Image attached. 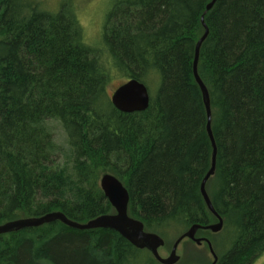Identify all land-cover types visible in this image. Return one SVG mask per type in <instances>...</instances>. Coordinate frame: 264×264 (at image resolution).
<instances>
[{"label":"trees","instance_id":"obj_1","mask_svg":"<svg viewBox=\"0 0 264 264\" xmlns=\"http://www.w3.org/2000/svg\"><path fill=\"white\" fill-rule=\"evenodd\" d=\"M210 1L113 0L95 44L68 0L56 11L0 0V224L114 213L104 173L126 188L128 214L162 238L216 222L199 191L212 154L192 72L203 15L197 72L216 146L205 190L228 232L214 264H251L264 251V0H215L206 10ZM111 72L146 86L145 110L112 105ZM0 264L161 263L116 231L56 220L1 234Z\"/></svg>","mask_w":264,"mask_h":264},{"label":"water","instance_id":"obj_2","mask_svg":"<svg viewBox=\"0 0 264 264\" xmlns=\"http://www.w3.org/2000/svg\"><path fill=\"white\" fill-rule=\"evenodd\" d=\"M214 2L215 0H211L206 5V10H209ZM200 22L203 26V33L195 43L192 72L194 79L200 88L206 110V131L211 142L212 154L210 168L200 182L199 191L208 210L215 216L216 222L206 225H202L199 223L192 224L185 232H183L176 238V240L172 244L168 256L162 257L160 256L158 250L164 246L163 238L157 233L145 231L144 225L139 219L133 218L128 215L127 206L129 195L126 188L124 187L122 182L114 175L110 173H104L99 178V187L102 190L104 197L112 206L114 213L101 214L87 220L86 222L81 223L67 218L60 211H52L40 216L21 217L18 219L6 221L0 224V235L12 231H17L22 228L37 227L57 220L67 227L76 230L102 228L116 231L119 235L125 238L131 245L135 246L136 248L148 250L155 258V260H157L161 264L176 263V261L179 259V256L176 254V250L178 244L183 239H189L196 245H200L201 242H205L207 244L209 253L212 256V262L210 264H214L216 262L217 257L212 249L210 241L205 237L195 236L197 230H209L213 233H216L222 228V218L214 210L205 190L206 181L210 176L213 175L215 170L216 146L210 126L211 109L208 91L197 72L199 48L208 34V29L204 23L203 15L200 18ZM110 101L112 105L121 112L131 113L136 111H143L148 107L149 93L146 86L142 82L136 79H128L112 91V93L110 94Z\"/></svg>","mask_w":264,"mask_h":264},{"label":"rangeland","instance_id":"obj_3","mask_svg":"<svg viewBox=\"0 0 264 264\" xmlns=\"http://www.w3.org/2000/svg\"><path fill=\"white\" fill-rule=\"evenodd\" d=\"M63 0H43L45 3V7L47 3H51V7L54 6V11L57 10L59 3ZM70 1L76 9V13L79 19V22L83 28V33L85 36V40L88 42L93 41L92 43L98 44L100 42V38H98V34L102 29V25L104 22L105 14L110 9L113 0H68ZM50 7V8H51ZM110 78L106 85V90L108 95L112 93V91L117 88L120 84L125 82V78L118 74L117 72H111ZM52 124V129L55 132V138L59 142L63 139V133L61 132V128L56 122L50 123ZM101 176V174H100ZM99 176V178H100ZM99 183V180H98ZM169 235L173 234V229H169ZM186 231V230H184ZM184 231H180L178 233H174L173 237L163 238L164 246L160 248L159 254L162 257H167L172 244L176 240L178 236H180ZM197 237H206L210 241H213L217 250L216 254L222 253L227 247H222L219 245L225 242L226 237L228 236V232L214 233L209 234L205 232H198L196 234ZM212 243V242H211ZM176 254L179 256V259L174 264H209L212 261V256L208 251L206 244L196 245L192 241L182 240L177 247ZM251 264H264V251H262L257 257L252 261Z\"/></svg>","mask_w":264,"mask_h":264},{"label":"flooded vegetation","instance_id":"obj_4","mask_svg":"<svg viewBox=\"0 0 264 264\" xmlns=\"http://www.w3.org/2000/svg\"><path fill=\"white\" fill-rule=\"evenodd\" d=\"M196 234H197V231H196ZM196 234H195V236H196ZM201 244H206L205 242H202Z\"/></svg>","mask_w":264,"mask_h":264}]
</instances>
